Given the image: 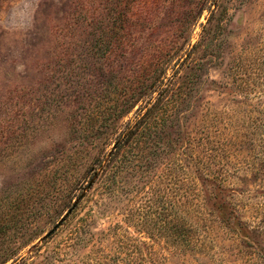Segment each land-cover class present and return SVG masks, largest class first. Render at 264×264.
Masks as SVG:
<instances>
[{"label":"rangeland","instance_id":"1","mask_svg":"<svg viewBox=\"0 0 264 264\" xmlns=\"http://www.w3.org/2000/svg\"><path fill=\"white\" fill-rule=\"evenodd\" d=\"M0 264H264V0H0Z\"/></svg>","mask_w":264,"mask_h":264},{"label":"trees","instance_id":"2","mask_svg":"<svg viewBox=\"0 0 264 264\" xmlns=\"http://www.w3.org/2000/svg\"><path fill=\"white\" fill-rule=\"evenodd\" d=\"M118 40L119 39H115L116 42ZM113 44L114 43L108 42L107 39L104 41V48H105L104 51L106 53V55H105L106 60H111L113 57H117L119 47H117L116 44H114V45ZM158 66L159 67H155L154 70H157L159 68V75L156 78H159L160 81L156 80L155 85L157 84V87H156L157 89L153 90L150 93V95H154L155 93H157V95H158L157 98L153 97L151 99V100H154L155 104L158 103V101L163 96V94L165 92H167V88L165 87V84L162 81L164 79V73H165V72H163V69H162L163 66L162 65H158ZM143 69L145 70V67H143ZM131 83H132V86L129 88L128 94H126L127 92H125L123 99H121V101H120L121 107L130 108L131 107L130 105L136 101V98H139V96L142 95L143 92H145L147 89H149V87H147L145 75H143L142 73L138 74L137 77L135 78V81L131 82ZM152 108H153V106L149 107L148 109H146L145 107L139 109L140 112L144 111V113H142V115H141V118H140L141 120L134 126L135 134H138V133H136L137 128H138L137 127L138 124H143V126H144L150 122V120L152 118L151 117ZM133 131H134V129L132 128L130 130V132L133 133ZM143 131H141V132H143ZM130 132H129V134H130ZM121 144L119 143L117 145V148ZM106 165H107L106 166V172L105 173L103 172V174L99 175V177L97 178V181H96V184L99 185L100 187H103V185L107 186L110 180H114L115 176L118 174V172H120L122 160L120 157H112L110 160H108ZM205 179L206 180H209V179L215 180L216 176H212L210 174H207V175H205ZM83 200L84 199H82V201ZM174 229H175L176 233L189 232L181 224H177Z\"/></svg>","mask_w":264,"mask_h":264},{"label":"water","instance_id":"3","mask_svg":"<svg viewBox=\"0 0 264 264\" xmlns=\"http://www.w3.org/2000/svg\"><path fill=\"white\" fill-rule=\"evenodd\" d=\"M70 212H71V211H70ZM60 224H61V223H58V224L54 227L53 231L56 230V229L60 226ZM50 234H51V232H50L48 235H50Z\"/></svg>","mask_w":264,"mask_h":264}]
</instances>
